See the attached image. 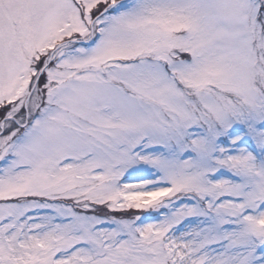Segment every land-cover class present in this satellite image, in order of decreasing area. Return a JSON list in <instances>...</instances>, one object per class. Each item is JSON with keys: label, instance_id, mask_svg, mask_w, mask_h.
<instances>
[{"label": "snow or ice", "instance_id": "6c2138e0", "mask_svg": "<svg viewBox=\"0 0 264 264\" xmlns=\"http://www.w3.org/2000/svg\"><path fill=\"white\" fill-rule=\"evenodd\" d=\"M0 264H264V0H0Z\"/></svg>", "mask_w": 264, "mask_h": 264}]
</instances>
